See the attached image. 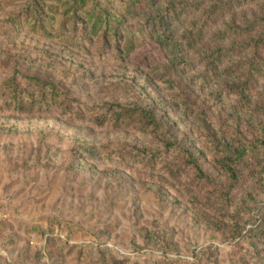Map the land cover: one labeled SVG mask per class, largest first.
Wrapping results in <instances>:
<instances>
[{
  "label": "rangeland",
  "instance_id": "obj_1",
  "mask_svg": "<svg viewBox=\"0 0 264 264\" xmlns=\"http://www.w3.org/2000/svg\"><path fill=\"white\" fill-rule=\"evenodd\" d=\"M132 3L81 8L117 15L110 44L30 31L43 0L0 8V264H264V0ZM27 76L66 93L19 109L1 82ZM135 106L160 136L94 122Z\"/></svg>",
  "mask_w": 264,
  "mask_h": 264
},
{
  "label": "trees",
  "instance_id": "obj_2",
  "mask_svg": "<svg viewBox=\"0 0 264 264\" xmlns=\"http://www.w3.org/2000/svg\"><path fill=\"white\" fill-rule=\"evenodd\" d=\"M15 1L17 0H0V8H5ZM46 1L48 0H43L42 6L38 8L39 12L41 13L38 17L30 18L28 11L22 12V14H24L23 17L25 16L24 22L28 24L27 28L30 31L40 32L41 35L46 38H58L60 40H65L67 39L65 28L68 23H72L74 26H85L90 23V29L99 35H102L104 41L107 44H110L111 41L116 40L119 34V28L116 25H113L115 20H119L116 14L113 15L111 12H109L108 14L111 16L105 18L104 14L92 16L93 13L91 11L90 13H82L83 10H81V8L87 4V0H49L54 3H48L49 1ZM238 2L239 0H234V3L224 4L223 6L221 4H217V10L221 11L224 8L230 9ZM132 6H139L138 9L141 10L143 8L142 0H133ZM220 6L222 7L220 8ZM131 12H133L132 9ZM49 13H52L53 16L48 17L47 15ZM56 17H60L59 22H55L54 18ZM223 35H226V32L223 33ZM169 41L171 42V46L173 48L178 47L177 40L171 37ZM164 45L167 46L169 44L164 43ZM211 64L213 70L218 69V65L215 61H213ZM174 65L175 64H169V66L172 68L175 67ZM260 70L261 68L259 64L257 62H253V68L249 67L247 75L254 73L255 71L261 72ZM227 72L230 73L231 69L229 68ZM249 77H251V75H249L248 78ZM26 79V86H22L16 78H9L8 80L1 82L3 90L10 93L7 101L14 102V106L18 107L19 109L33 108L35 106L41 105L44 102H50L52 100L55 101L56 99L61 98L63 93H66V90L62 88V86L52 83L46 79L39 78L37 76H27ZM238 86L239 94L244 97V95H246L245 89L247 87V83L243 82ZM111 106L113 107V105ZM117 106L119 107V105ZM245 106L246 105H239V108L244 109ZM255 109H257V112L264 111V107L259 108L255 106ZM111 112H113L112 117L107 114V111L99 115H95L94 122H99V124L103 125L112 119H115L116 121L126 119L129 121L139 120L146 129L152 128L153 131L159 133V136V131L165 127V123L157 117L154 110L152 109L135 106L121 109L115 108L111 110ZM165 140L166 139L159 137V141L164 145L163 147H168V144L166 145ZM261 143L264 145V138L261 140Z\"/></svg>",
  "mask_w": 264,
  "mask_h": 264
}]
</instances>
